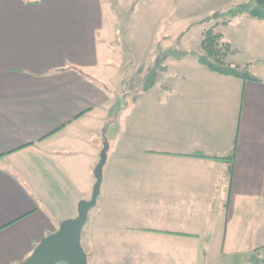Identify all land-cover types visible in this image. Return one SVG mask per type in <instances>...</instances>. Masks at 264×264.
<instances>
[{
    "label": "crops",
    "instance_id": "obj_1",
    "mask_svg": "<svg viewBox=\"0 0 264 264\" xmlns=\"http://www.w3.org/2000/svg\"><path fill=\"white\" fill-rule=\"evenodd\" d=\"M222 1L148 6L166 4L165 17L177 21L227 12L217 10ZM106 18L104 0H0V264L25 262L92 197L112 101L99 50ZM234 19L239 28L222 32L231 55L264 53V20ZM212 73L184 74L165 108L145 106L151 121L163 111V127L136 128L133 146L128 130L120 134L82 234L89 264H112L111 247L147 240L212 247L214 231L223 248L249 246L251 255L264 247V78ZM156 90L140 94L136 108Z\"/></svg>",
    "mask_w": 264,
    "mask_h": 264
},
{
    "label": "rangeland",
    "instance_id": "obj_2",
    "mask_svg": "<svg viewBox=\"0 0 264 264\" xmlns=\"http://www.w3.org/2000/svg\"><path fill=\"white\" fill-rule=\"evenodd\" d=\"M122 1L104 0L107 17L106 29L105 33H102L99 45L100 58L109 64L108 68L104 70L105 78H99L109 86L112 99L108 114L105 115L108 117L106 119L108 128L102 139L103 148L105 144L108 145V156L119 144V139L123 138L120 136L122 131H129V144L133 146L136 128L163 127L159 123L167 119L163 111L155 110V119L151 121L148 116L149 108H145V106L155 105L158 108H165L166 101L162 99L176 94L179 85H182L181 77L184 74H197L198 76L213 74L206 66L200 64L195 56H189L184 60L169 58L166 61L169 71L160 74L157 90L150 94L152 96L146 100L144 105L141 104L139 108H136V102L133 101L134 93L137 92L141 77L150 66L157 50L179 48L201 52L203 32L210 28L214 22L202 24L200 21L212 14L215 9L198 10L199 13H192L189 18L174 21L171 18L167 19L164 15L166 4H163L164 7L161 9L154 8L152 10L148 6L151 0ZM241 3H245V1L238 3L233 0H223L217 10L228 11ZM175 12L179 13L176 9ZM166 20L167 23H165ZM238 28V20L234 19L229 26L221 22L216 31L229 34L230 31L233 32ZM112 32L116 33L115 39L110 40ZM228 34L224 38L226 42H229ZM180 35L183 36L180 38ZM255 52L249 50L235 56L229 55L225 61L241 67L249 65L248 69L251 73L264 78V63L258 61L264 58V53ZM152 97H158L161 105L157 100L151 99ZM143 107L146 110L144 114ZM244 218L241 215L238 216L237 233H242L240 231L242 229L241 221ZM213 234L216 236V240L212 247L203 242L159 240L156 243L147 240L139 246L111 247L109 249L110 257L112 256V264H254L248 258L250 255L249 246L237 247L228 244L223 248L221 242L223 233L214 231Z\"/></svg>",
    "mask_w": 264,
    "mask_h": 264
},
{
    "label": "trees",
    "instance_id": "obj_3",
    "mask_svg": "<svg viewBox=\"0 0 264 264\" xmlns=\"http://www.w3.org/2000/svg\"><path fill=\"white\" fill-rule=\"evenodd\" d=\"M241 15L264 20V0H249L245 3L233 6L227 12H216L204 18L201 21L202 24L213 22L215 24L204 30V37L201 41V52L196 50H181L179 48H170L165 51L158 49L147 71L144 73L143 77H141L140 85L137 92L134 93L133 101L136 102L140 94L147 93L154 88L158 82L160 74L169 69L166 65V61L169 58L184 60L189 56H195L200 64L206 66L212 72L237 77L245 81H262L263 79L260 76L250 72L248 69L249 65L241 67L229 64L225 61L226 57L236 52V49H234L229 42L224 40L223 34L217 32L216 27L221 22L228 23L232 19ZM181 37L182 36H180V38ZM107 128L108 127L106 126V130ZM236 143L232 154L227 157V159L230 160L231 175L234 171V159L237 149ZM249 260L254 264H264V247L255 249L249 256Z\"/></svg>",
    "mask_w": 264,
    "mask_h": 264
},
{
    "label": "water",
    "instance_id": "obj_4",
    "mask_svg": "<svg viewBox=\"0 0 264 264\" xmlns=\"http://www.w3.org/2000/svg\"><path fill=\"white\" fill-rule=\"evenodd\" d=\"M108 145L101 151L100 161L95 169L96 183L91 199H82L76 217L63 221L60 228L48 235L37 246L33 254L21 264H89L88 253L82 244V234L89 219V213L97 204L104 179V168L108 160Z\"/></svg>",
    "mask_w": 264,
    "mask_h": 264
}]
</instances>
